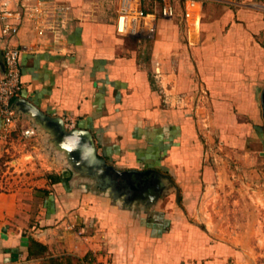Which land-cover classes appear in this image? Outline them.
Wrapping results in <instances>:
<instances>
[{"label":"crops","instance_id":"crops-1","mask_svg":"<svg viewBox=\"0 0 264 264\" xmlns=\"http://www.w3.org/2000/svg\"><path fill=\"white\" fill-rule=\"evenodd\" d=\"M22 1L0 0L17 15ZM56 1L71 6L58 42L51 34H37L24 15L10 18L20 24L11 42L22 48L23 89L15 102L19 132L41 130L30 105L51 116L68 115L75 127L100 140L108 164L152 173L133 174L114 186L62 168L34 175L27 186L0 191V262L256 263L249 245L217 235L216 225L198 218L203 188L226 183V156L246 168L262 144L264 154L257 95L264 80V48L257 36L264 18L253 11L254 0H195L193 6L175 0L172 17L162 15L160 0H136L147 15L137 33L124 34L117 31L115 17L105 15L107 0H101L100 18L87 12L91 0ZM143 52L148 61L141 58ZM4 66L0 44V74ZM201 100L212 107V114L203 116L211 126L206 135L225 152L215 162L206 158L208 142L187 108ZM17 139V144L0 140V166L25 149L27 140ZM161 183L176 188L180 207L168 206L173 190ZM15 248L17 260L12 259Z\"/></svg>","mask_w":264,"mask_h":264},{"label":"rangeland","instance_id":"rangeland-1","mask_svg":"<svg viewBox=\"0 0 264 264\" xmlns=\"http://www.w3.org/2000/svg\"><path fill=\"white\" fill-rule=\"evenodd\" d=\"M90 9L87 11L91 16L100 18L101 15V0H91ZM243 2L244 0H240ZM123 0H107L105 6V15L107 17H115L116 24L120 10L122 8ZM253 2H264V0H254ZM254 12L259 13L264 18V11L259 9L255 5H251ZM261 34L257 33L259 44L264 48V28ZM257 56V55H256ZM148 54L143 52L141 58L144 61H148ZM255 62V61H254ZM260 71H258V74ZM156 79L159 78L155 73ZM260 82V81H258ZM264 80H261V85H264ZM258 90L257 95L261 101L262 117L264 118V86ZM257 86L252 90L255 92ZM186 104V103H185ZM176 106H181L180 103H176ZM186 107V105H185ZM190 113L200 125L202 137L205 139L207 149L205 150V156L208 161H216L217 154H224V151L216 150L214 142L217 140H209L206 135L207 132H211V126L208 124V114H212V107L208 101H190L188 107ZM70 118L65 116L64 124L67 130L77 128L75 126L70 127L67 122ZM210 120V119H209ZM32 134V135H31ZM31 136V137H30ZM29 138V139H28ZM27 140L25 142V149L20 150L22 152L11 154V157L4 158V161H9L6 166L2 165L3 170L6 172V176L10 179L7 183V177H0V182L5 185V190L9 191L14 189L18 185L27 186L28 182L34 180V175L38 173L48 174L50 172H61L62 168L70 169L67 163L66 155L63 151L53 144L51 137L48 136L44 130H39L35 134L30 131V135L21 138ZM95 139V138H94ZM208 139V140H207ZM18 139L13 143H19ZM17 142V143H16ZM97 146V153L99 156L106 158V151L102 148L100 140L95 139ZM262 145L258 146L253 151V163L248 167H243V164L238 158L226 156L224 159L229 161L224 174L226 183L221 186L207 185L203 188V197L199 201V213L198 218H202L208 222L210 226L216 225L217 229L215 233L225 239L237 240L238 244H245L251 247L252 258L255 261L248 264H264V154L260 152ZM20 149V148H19ZM18 152V151H17ZM4 164V163H3ZM142 168H145V164L141 162ZM233 173H231V172ZM223 178V177H222ZM232 180L230 183L228 179ZM158 179V177H157ZM163 189L168 184L161 183ZM162 189V190H163ZM168 189L173 190L168 194V206L180 207L181 198L179 193H176V188L168 186ZM179 189V188H178ZM80 235H87L86 231H80ZM256 256V257H255ZM256 258V259H255ZM0 264H5L0 262ZM237 264V263H235Z\"/></svg>","mask_w":264,"mask_h":264},{"label":"built area","instance_id":"built-area-1","mask_svg":"<svg viewBox=\"0 0 264 264\" xmlns=\"http://www.w3.org/2000/svg\"><path fill=\"white\" fill-rule=\"evenodd\" d=\"M161 13L165 17H172L175 14V0H160ZM190 6L195 4V0H189ZM253 5L264 11V2H255ZM71 6L57 2L56 0H23L21 11L18 15L12 10L5 8V3L0 2V19L2 21L0 29V44L3 45V58L5 71L0 74V140L4 144H12L16 138H23L30 135V130L19 132L18 115L13 107L14 100L20 96L23 89L22 70L20 57L22 48L12 44L11 40L20 30V24L10 21L12 17L19 19L24 17L27 23L39 34L46 36L51 34L58 42L67 28V22ZM190 11L185 12L189 17ZM147 13L138 7L136 0H123L122 8L118 16L116 29L119 33H137L139 22ZM153 30V28L151 29ZM67 125L75 126V120L68 118ZM5 150L8 149L5 146ZM4 162V166L8 164ZM1 164V163H0ZM6 174L0 166V177ZM5 185L0 182V191L5 190Z\"/></svg>","mask_w":264,"mask_h":264},{"label":"water","instance_id":"water-1","mask_svg":"<svg viewBox=\"0 0 264 264\" xmlns=\"http://www.w3.org/2000/svg\"><path fill=\"white\" fill-rule=\"evenodd\" d=\"M16 100L18 101L20 99L17 97L13 102V107L18 115V109H16L15 105ZM262 101L264 104V98ZM28 111L35 119L39 129L44 130V132L51 137L53 144L58 148V150L64 152L69 168L74 173L79 172L83 174H90L100 180L99 182L104 181L105 183H110L109 185L114 186H122L121 182L124 179L127 180L132 178L133 174L141 178L146 174L148 175L152 173L150 170H118L114 166L108 164L104 157L98 155L95 139L90 130L85 128H73L67 130L62 117L45 114L32 105L29 106ZM150 184L151 183L148 185L149 187ZM5 230L6 229H3V231ZM2 236L3 238L8 237L7 234H3ZM22 245H28L27 237H23ZM18 256L19 250L16 248L13 249L12 259L17 260Z\"/></svg>","mask_w":264,"mask_h":264},{"label":"trees","instance_id":"trees-1","mask_svg":"<svg viewBox=\"0 0 264 264\" xmlns=\"http://www.w3.org/2000/svg\"><path fill=\"white\" fill-rule=\"evenodd\" d=\"M35 244L34 245H38V246H40L42 249H44V246L43 245H41V244H39V243H37V242H34ZM31 249V248H30ZM31 253H33V251L31 252Z\"/></svg>","mask_w":264,"mask_h":264},{"label":"bare ground","instance_id":"bare-ground-1","mask_svg":"<svg viewBox=\"0 0 264 264\" xmlns=\"http://www.w3.org/2000/svg\"><path fill=\"white\" fill-rule=\"evenodd\" d=\"M198 24H199V19L196 20L195 27L198 26Z\"/></svg>","mask_w":264,"mask_h":264}]
</instances>
